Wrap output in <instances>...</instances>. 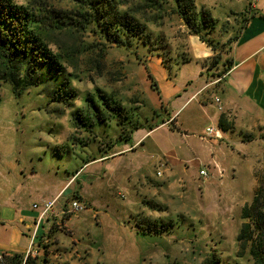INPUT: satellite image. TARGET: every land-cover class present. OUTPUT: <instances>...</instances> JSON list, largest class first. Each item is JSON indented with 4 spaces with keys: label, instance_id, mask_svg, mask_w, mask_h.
<instances>
[{
    "label": "rangeland",
    "instance_id": "374dc122",
    "mask_svg": "<svg viewBox=\"0 0 264 264\" xmlns=\"http://www.w3.org/2000/svg\"><path fill=\"white\" fill-rule=\"evenodd\" d=\"M13 1L25 5L31 0ZM193 1L198 11H206L212 17V32L202 35L217 43L223 61H228L231 46L247 19L264 8V0ZM47 2L56 10L72 8L65 0ZM148 26L155 35L165 38L164 51L148 53L143 47L112 44L102 56L95 50L92 37L56 33V47L51 48L63 56L66 70L71 73L70 96L65 101L53 98L42 87L16 96L8 84L0 83L2 167L8 169L14 156L20 157L21 166H29L27 157L38 155L39 160L33 166L39 177L55 172L61 178L69 169L73 170L72 175L76 174L78 161L73 157L80 153L79 162L85 166L72 177L66 189L77 184L76 179L83 171L82 178L94 169L87 161L92 158L91 150L98 155L134 152L133 158L126 162L132 166L138 163L142 169L140 187H133L128 193L113 188L118 201L116 214L101 216L87 212L92 207L76 190L64 196L62 207L50 212L46 221L48 230L37 237L31 253L22 255L25 257L22 264L27 256L34 264H252L248 257L249 243L240 244L237 237L242 225L248 222L243 218V210L252 203L264 173V157L257 162L254 157L258 147L246 144L249 151L239 163L236 161V176L229 172L222 181L215 180L209 196L201 189V183L192 188L177 183V179L156 178L158 172L163 176L168 164L170 171L189 166L197 172L199 168L206 169L208 173V167L198 164L183 163L178 167L171 164L173 155L168 153V146L183 147L182 142H170L168 135L157 133L137 147L138 134L163 124L181 101H162L160 74L164 72L173 81L179 71L175 72L174 63L182 56H191L187 28L177 18L165 17ZM209 62L199 65L208 78L216 79L214 88H217L220 82L214 76L221 75L223 67L207 70ZM186 114L187 110L180 112L177 122L184 123ZM168 124L170 130L177 131L179 137L182 135L173 121ZM226 126L228 129L229 122ZM156 139L159 142L155 157L161 159L156 166L141 165L149 158L140 151L149 152L151 157ZM142 172L145 174L141 175ZM73 201L82 203L84 211L69 213ZM87 214L92 218L86 227L67 225L69 220L79 221Z\"/></svg>",
    "mask_w": 264,
    "mask_h": 264
},
{
    "label": "crops",
    "instance_id": "0c3cea01",
    "mask_svg": "<svg viewBox=\"0 0 264 264\" xmlns=\"http://www.w3.org/2000/svg\"><path fill=\"white\" fill-rule=\"evenodd\" d=\"M259 11V14H253L247 19L235 38L229 53L232 67L217 88H214L216 79L208 78L205 69L197 63V61L211 57L212 52L195 36L187 38L193 62L182 65L173 81L168 80L164 72L160 74L159 88L162 101L168 103L177 102L180 99L181 101L171 112V117L169 116L170 118L163 124L150 132L138 134L137 147L143 145L154 134L168 135L170 142L184 144L183 147L168 146V153L173 155L171 156L173 166L178 167L183 163L198 164V167H208L209 171L204 177L199 175L202 168H199L198 172L190 169L189 166L186 169L178 170L177 168V171H170V164H168L163 176L158 177L155 174L156 178L177 179V183L183 182L192 188L201 183V189L209 196L213 191L211 186L215 180L222 181L229 172L236 176V161L239 163L249 151L246 144L258 147L254 156L256 162L263 159L264 8H259ZM215 99L219 102L216 103ZM190 108H192L191 111H189ZM185 110H187V120L184 123H178V115ZM222 115L229 122V128L226 131L218 127V121ZM170 120L182 132L180 137L177 131L170 130L168 126ZM207 128L219 130L221 138L215 139L212 135L206 134ZM244 134L252 135L254 138L244 141ZM158 140H155L154 147H152L154 151L151 157L148 155L149 152L140 151V154L144 152V156L147 155L149 158L141 165L155 164L156 166L158 164L161 159L155 157ZM164 148H166L165 145ZM90 152H92V158L87 161H90L89 167H95L82 178L83 171L72 189L71 187L66 189V187L85 166H81L82 163L79 162L82 157L80 153L73 157L78 161L76 174L73 172L74 175H72L73 170L69 169L66 170L67 174L61 178H58L55 172L40 178L39 172L33 166L35 160H39L38 155L27 157L26 163L29 166H21L20 157L14 156L10 160L12 163L10 165H13L12 172L6 161L5 163L9 165L8 169L2 167L0 157V254L26 255L31 243H36L37 237L48 230L46 221L50 213L38 224L37 235L33 241L38 217L44 203L56 201L55 210L61 206V199L64 196L76 190L78 195L91 205L92 208L87 212L94 211L95 215L101 216L109 213L116 214L118 201L113 195V188L126 193L133 187H140L142 169L138 163L132 166L126 162L133 158L134 152L117 151L115 154L108 152L106 155L102 153L98 155L96 150ZM143 174L145 173L142 172L141 175ZM54 175L56 178L51 177ZM33 205L37 208L34 209ZM91 218L87 214L79 221L69 220L67 225L72 228L86 227V223L88 221L90 223ZM88 227L91 226L88 225ZM96 236L95 234V238Z\"/></svg>",
    "mask_w": 264,
    "mask_h": 264
},
{
    "label": "trees",
    "instance_id": "16d2710c",
    "mask_svg": "<svg viewBox=\"0 0 264 264\" xmlns=\"http://www.w3.org/2000/svg\"><path fill=\"white\" fill-rule=\"evenodd\" d=\"M65 1L72 5L71 9L56 10L47 0H31L25 5L0 0V83L8 84L14 95L42 87L58 100L65 101L70 96L71 73L66 70L63 56L51 48V45L56 47V33L73 32L92 37L95 50L102 56L112 44L143 47L152 53L164 51L167 43L148 25L165 17L177 18L187 28L186 38L195 36L210 48L214 55L197 63L205 65L210 60L207 70L222 66L221 75L214 76L219 82L232 67L230 56L228 61H223L217 43L202 35L212 32L214 21L206 11H198L193 0ZM191 62V56L180 57L174 63L175 72ZM167 68L170 73V67ZM226 122L227 119L220 116V130H227ZM243 138L249 141L254 137L244 134ZM243 218L248 222L242 225L237 241L244 245L249 243L248 257L252 264H264V173L252 203L243 210ZM23 258L20 254H2L0 264H22ZM28 259L27 256L24 264H34Z\"/></svg>",
    "mask_w": 264,
    "mask_h": 264
},
{
    "label": "built area",
    "instance_id": "2783aa9c",
    "mask_svg": "<svg viewBox=\"0 0 264 264\" xmlns=\"http://www.w3.org/2000/svg\"><path fill=\"white\" fill-rule=\"evenodd\" d=\"M215 102L218 103L219 100L218 99H215ZM206 134H209V135H212L215 139H220L221 138V135H220V131L217 130V129H212V128H207L205 130ZM161 172H158L157 175L158 176H161ZM199 175L200 176H204L206 177L208 174H207V171L206 169H201L199 171ZM55 206V201H52V202H49V203H44L43 206H42V209L40 211V214H39V217H38V221H37V225H36V229L34 231V235H33V241H34V238H35V234L37 232V227H38V224L40 223V221L47 215L49 214L50 212L53 211V208ZM33 208H37L36 205H33ZM84 211V205L78 201H73L70 203L69 207H68V212L69 213H73V214H79L81 212ZM33 249V242L31 243L30 245V249L28 250L27 252V255L29 253H31V250Z\"/></svg>",
    "mask_w": 264,
    "mask_h": 264
}]
</instances>
